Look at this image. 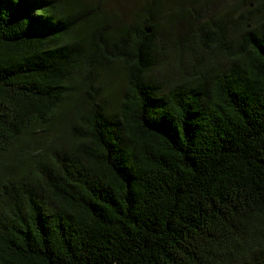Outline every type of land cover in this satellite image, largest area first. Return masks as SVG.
<instances>
[{
    "label": "trees",
    "instance_id": "1",
    "mask_svg": "<svg viewBox=\"0 0 264 264\" xmlns=\"http://www.w3.org/2000/svg\"><path fill=\"white\" fill-rule=\"evenodd\" d=\"M207 1L0 0V264H264V0Z\"/></svg>",
    "mask_w": 264,
    "mask_h": 264
},
{
    "label": "rangeland",
    "instance_id": "2",
    "mask_svg": "<svg viewBox=\"0 0 264 264\" xmlns=\"http://www.w3.org/2000/svg\"><path fill=\"white\" fill-rule=\"evenodd\" d=\"M165 3H163V9L166 7V6H171V5H174V6H176V8L178 9V8H180V6L179 5H177V2H176V5H175V0H163ZM104 2H105V7L106 6H119L120 8H122L123 7V5L125 6V8L127 7H129V5H130V3H131V0H104ZM188 2H189V0H188ZM207 3V10H208V13H206L205 15H202V17H206V18H208V17H214L215 19H216V17H217V15H216V13H218V11H221L222 10V8H223V6L225 5L224 4V0H209V1H207L206 2ZM173 6V7H174ZM203 8H201V10H202ZM169 12L170 11H168L166 14H164L163 15V17H161V19H160V22H162L163 23V25H165V26H170V25H172L173 23H174V21L175 22H177V20H176V18H177V16L176 17H174V19H172V21L171 22H169ZM201 13H202V11H201ZM170 24V25H169ZM181 32V31H180ZM179 32V33H180ZM181 34H183L184 35V33L183 32H181ZM176 35V29L174 28V30H173V32H172V35L171 36H175Z\"/></svg>",
    "mask_w": 264,
    "mask_h": 264
}]
</instances>
